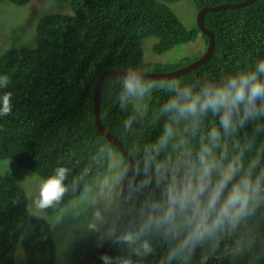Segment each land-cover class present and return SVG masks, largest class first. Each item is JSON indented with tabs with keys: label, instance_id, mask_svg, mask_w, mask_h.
I'll use <instances>...</instances> for the list:
<instances>
[{
	"label": "trees",
	"instance_id": "16d2710c",
	"mask_svg": "<svg viewBox=\"0 0 264 264\" xmlns=\"http://www.w3.org/2000/svg\"><path fill=\"white\" fill-rule=\"evenodd\" d=\"M8 1L19 6L31 2ZM62 1H68L70 13L49 12L39 19L34 46L16 48L9 69L13 75L11 83L0 88V96L11 92V103L15 106L14 115L0 129V161L12 159L15 163L11 171L25 167L42 178L63 165L70 169L66 183L91 167L88 183L93 186L107 174L105 167L94 163L95 157L102 149L108 150V155L110 151H118L94 121V87L101 73L110 69L124 71L128 67L151 72L173 71L183 64L169 69L168 63L146 59L149 44L150 51L160 55L198 35L204 37L207 45L209 36L197 25L191 31L186 29L180 16L170 8L180 0ZM193 1L199 9L243 0ZM204 23L215 34L210 58L173 78L197 83L205 74L219 77L222 72L242 69L264 58V0L208 11ZM7 58L9 55L5 53L0 62ZM3 74L7 72L4 64H0V75ZM121 79V75L113 74L103 80L100 118L130 153L136 146L153 142L161 133L167 117L161 116L160 106L169 94L161 88L154 91L145 111L136 107V101L126 109L121 108ZM133 116L132 130L125 132L123 121ZM212 123L211 116L206 118L205 130ZM243 135L242 131L236 138L242 140ZM196 144L194 140L193 145ZM253 154L247 153L245 159ZM78 196L79 191L69 193L55 208L33 214L28 209L25 189L9 172H0V264L18 263V245L25 251V264H54L56 239L47 216L58 213ZM258 219L259 223L251 227L256 236L251 252L234 259L230 254L232 241L225 240L208 264H264V217ZM106 251L115 254V249ZM199 255L198 250L196 261ZM91 264L102 261L98 257Z\"/></svg>",
	"mask_w": 264,
	"mask_h": 264
},
{
	"label": "clouds",
	"instance_id": "9594fccd",
	"mask_svg": "<svg viewBox=\"0 0 264 264\" xmlns=\"http://www.w3.org/2000/svg\"><path fill=\"white\" fill-rule=\"evenodd\" d=\"M203 38L200 43L205 51L201 56L209 45ZM34 44L35 39L33 45L22 46ZM18 47L0 48V59L5 53L9 55L0 62L7 72L0 75V88L11 83L9 69ZM150 47L147 54L156 55ZM137 71L151 72L133 67L124 70L121 108L152 95L157 86L144 79L165 80L142 77ZM166 79L159 85L169 94L160 106L161 116L167 117L161 133L153 142L127 152L128 158L116 148L126 161L102 149L94 163L105 167L107 174L95 186L88 183L91 167L73 177L71 183H66L70 169L63 165L45 178L25 167L14 172L6 169L24 189L22 179H42L33 199L41 214L60 205L69 193L79 191L80 196L71 201L83 206L86 214L78 227L79 238L95 234L97 248L110 242V250L115 249V254L101 253L102 264H208L225 240L232 241L230 254L234 259L251 252L256 244L251 227L264 217V58L242 69L222 72L219 77L205 74L197 83ZM11 100V92L0 96V129L15 113ZM209 116L214 123L205 130L204 121ZM134 121V116L123 121L125 132L132 130ZM242 131V140L237 139ZM247 153L254 154L246 160ZM62 223L63 217H57L56 224ZM77 232L63 233L57 239L58 258L63 259L78 239Z\"/></svg>",
	"mask_w": 264,
	"mask_h": 264
},
{
	"label": "rangeland",
	"instance_id": "374dc122",
	"mask_svg": "<svg viewBox=\"0 0 264 264\" xmlns=\"http://www.w3.org/2000/svg\"><path fill=\"white\" fill-rule=\"evenodd\" d=\"M170 8L180 16L181 21L187 29H193L197 25V7L193 0H180L170 5ZM70 5L68 1L61 0H41L39 2H33L32 4L25 6H15L6 1L0 0V48L2 46L10 47L12 45H33L35 39V27L38 18L46 12H65L70 13ZM149 38V37H148ZM200 35L196 40L185 43H180L174 46L168 52L160 55H154L152 53L147 54V60L168 63L169 69H172L175 65H186L189 62L197 59L205 50L201 47ZM148 41V39H147ZM164 80H150L149 83L155 84L157 87L153 89V92L160 89L159 85ZM152 92V93H153ZM151 98L146 96L142 101H136L138 109L145 110L147 104L146 101ZM114 155L117 158L126 161L124 156L118 151H113L109 156ZM14 164L12 159L1 160L0 168L2 173L6 174L7 170L13 169ZM7 169V170H3ZM105 178V177H104ZM100 179L97 182L103 181ZM42 179L38 177L29 176L22 179L23 186L25 187L29 196V208L33 213H38L33 205V199L38 194L39 184ZM96 182V183H97ZM95 183V184H96ZM95 184L93 186H95ZM78 219L74 218L76 214ZM57 217H63L62 224H56ZM50 220L54 237L57 239L63 233L77 232L81 223L86 220V214L83 211V206L77 207L76 201L69 203L65 208L54 215H48ZM78 239L71 245L69 251L66 253L63 259L56 257L54 264H78L82 259L88 256L96 247V235L86 234L82 238L77 232ZM24 258H26L25 251L20 247L16 248V260L17 264H25Z\"/></svg>",
	"mask_w": 264,
	"mask_h": 264
},
{
	"label": "water",
	"instance_id": "95a60500",
	"mask_svg": "<svg viewBox=\"0 0 264 264\" xmlns=\"http://www.w3.org/2000/svg\"><path fill=\"white\" fill-rule=\"evenodd\" d=\"M253 1L254 0H243L241 2L222 3V4L215 5V6H204V7H202L198 11L197 25L202 30V32H204L205 34H207L209 36V45H208V48H207L206 52L204 53V55L201 56L200 58H198L197 60H195V61H193V62H191V63H189V64H187L181 68H178L172 72H168V73H151V72H146V71H137V72L140 73L142 75V77L153 78V79H166V78L176 77L180 74H183V73H185L189 70H192V69L200 66L201 64L207 62L208 59L210 58L211 54H212V49L214 46L215 37H214L213 31L210 30L209 28H207L204 24V18H205L206 12L214 11V10H224L227 8H234V7H239V6H243V5H248ZM123 72L124 71L105 70L98 77V79L95 83V87H94V121H95V124H96L98 130L110 142H112V144L114 146H116V148L124 156H126L128 158L127 151L124 149V147L119 142V140L116 139L115 136H113L110 133V131L103 125L101 118H100V87L102 85V82L106 78V76H108V75H113V74L122 75ZM109 248H110V242H105L102 247L95 249L94 252L81 264H91L101 255V253L105 252Z\"/></svg>",
	"mask_w": 264,
	"mask_h": 264
},
{
	"label": "bare ground",
	"instance_id": "6f19581e",
	"mask_svg": "<svg viewBox=\"0 0 264 264\" xmlns=\"http://www.w3.org/2000/svg\"><path fill=\"white\" fill-rule=\"evenodd\" d=\"M215 35V34H214ZM241 65V64H240ZM146 67V66H145ZM144 68V67H143ZM153 69H155V67L153 68ZM160 70V69H159Z\"/></svg>",
	"mask_w": 264,
	"mask_h": 264
}]
</instances>
